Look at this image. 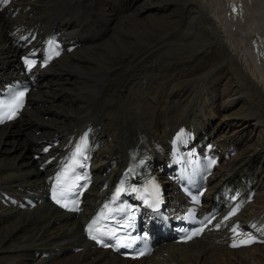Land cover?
<instances>
[{
	"label": "bare ground",
	"instance_id": "6f19581e",
	"mask_svg": "<svg viewBox=\"0 0 264 264\" xmlns=\"http://www.w3.org/2000/svg\"><path fill=\"white\" fill-rule=\"evenodd\" d=\"M30 31L31 46L58 37L77 47L35 73L27 114L0 126V264H264V242L233 248L228 232L238 221L264 238V0H0V87L19 75ZM88 125L94 184L80 211L65 212L48 187ZM182 125L221 155L205 204L226 210L225 189L239 188L229 225L140 260L87 241L85 222L133 152L164 174ZM26 196L38 205L23 208Z\"/></svg>",
	"mask_w": 264,
	"mask_h": 264
},
{
	"label": "rangeland",
	"instance_id": "374dc122",
	"mask_svg": "<svg viewBox=\"0 0 264 264\" xmlns=\"http://www.w3.org/2000/svg\"><path fill=\"white\" fill-rule=\"evenodd\" d=\"M81 22H82V23H84V20H82ZM71 93H74V92H73V91H71ZM74 94H75V93H74ZM31 103H32V101H31ZM29 110H30V109H29ZM27 112H28V111H26V112H25V115L27 114ZM25 115H24V116H25ZM166 115H167V114H166ZM166 115H165V116H166ZM220 119H221V118H220V117H218V118H216V121H218V120H220ZM21 120H22V119H21ZM20 122H21V121H20ZM17 125H18V124H17ZM18 128H21V127L18 125ZM23 128H24V127L22 126V128H21V129H23ZM20 136H22V134H21V133L19 134V137H20ZM32 152H33V150H32V151H30L29 155H31V153H32ZM36 152L38 153V151H36ZM27 156H28V155H27ZM28 157H29V156H28Z\"/></svg>",
	"mask_w": 264,
	"mask_h": 264
},
{
	"label": "snow or ice",
	"instance_id": "6c2138e0",
	"mask_svg": "<svg viewBox=\"0 0 264 264\" xmlns=\"http://www.w3.org/2000/svg\"><path fill=\"white\" fill-rule=\"evenodd\" d=\"M93 239H95V237H93ZM251 242H254V241L250 240L249 243H251ZM233 246H236V245H233Z\"/></svg>",
	"mask_w": 264,
	"mask_h": 264
}]
</instances>
